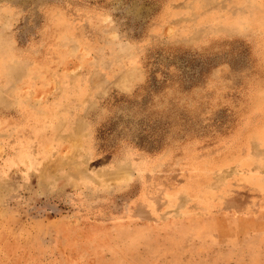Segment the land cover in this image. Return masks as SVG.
Listing matches in <instances>:
<instances>
[{"label": "rangeland", "instance_id": "374dc122", "mask_svg": "<svg viewBox=\"0 0 264 264\" xmlns=\"http://www.w3.org/2000/svg\"><path fill=\"white\" fill-rule=\"evenodd\" d=\"M0 264H264V0H0Z\"/></svg>", "mask_w": 264, "mask_h": 264}, {"label": "snow or ice", "instance_id": "6c2138e0", "mask_svg": "<svg viewBox=\"0 0 264 264\" xmlns=\"http://www.w3.org/2000/svg\"><path fill=\"white\" fill-rule=\"evenodd\" d=\"M222 71H223V69H222ZM208 116H210V113H205V117H208Z\"/></svg>", "mask_w": 264, "mask_h": 264}]
</instances>
